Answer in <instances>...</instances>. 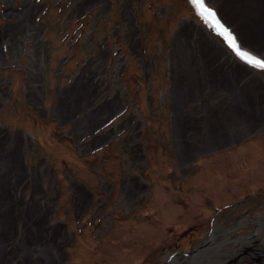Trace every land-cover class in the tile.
<instances>
[{
	"label": "rangeland",
	"instance_id": "obj_1",
	"mask_svg": "<svg viewBox=\"0 0 264 264\" xmlns=\"http://www.w3.org/2000/svg\"><path fill=\"white\" fill-rule=\"evenodd\" d=\"M204 4L0 0V264H264V0Z\"/></svg>",
	"mask_w": 264,
	"mask_h": 264
},
{
	"label": "snow or ice",
	"instance_id": "obj_2",
	"mask_svg": "<svg viewBox=\"0 0 264 264\" xmlns=\"http://www.w3.org/2000/svg\"><path fill=\"white\" fill-rule=\"evenodd\" d=\"M192 2L194 4H196L198 8L201 9L200 14L202 16H204L205 19H207L208 17H212L213 19L215 18L216 14L212 10L208 9L205 6L204 0H192ZM215 26H217L219 29L222 30V32H221L222 35H226L230 39L231 46L235 49L237 54L241 56L242 59H245L249 63H253L259 67L264 68V61H261L257 58H254L246 52L240 51L239 46L235 44V38L231 36V34L228 32V30L226 28H224V26L222 24H220V22L218 20L215 21Z\"/></svg>",
	"mask_w": 264,
	"mask_h": 264
},
{
	"label": "bare ground",
	"instance_id": "obj_3",
	"mask_svg": "<svg viewBox=\"0 0 264 264\" xmlns=\"http://www.w3.org/2000/svg\"><path fill=\"white\" fill-rule=\"evenodd\" d=\"M214 230H219L218 228H214ZM260 231V228L256 229V232ZM211 237V236H210ZM247 240V239H246ZM220 246H214L211 249H199L194 254H191L187 261H183V264H205L203 261L208 259L211 255H216L218 253V249ZM248 253H252V251L248 250ZM168 264H180L177 262V259L173 258L169 261Z\"/></svg>",
	"mask_w": 264,
	"mask_h": 264
},
{
	"label": "water",
	"instance_id": "obj_4",
	"mask_svg": "<svg viewBox=\"0 0 264 264\" xmlns=\"http://www.w3.org/2000/svg\"><path fill=\"white\" fill-rule=\"evenodd\" d=\"M203 246H204V243L198 248V249H201V248H203ZM197 249V250H198ZM197 250H194V251H192V252H190V253H185V255H188V254H193V252H195V251H197Z\"/></svg>",
	"mask_w": 264,
	"mask_h": 264
},
{
	"label": "flooded vegetation",
	"instance_id": "obj_5",
	"mask_svg": "<svg viewBox=\"0 0 264 264\" xmlns=\"http://www.w3.org/2000/svg\"><path fill=\"white\" fill-rule=\"evenodd\" d=\"M212 235V234H211ZM210 235V236H211ZM210 236H209V238H210ZM259 260L258 261H264V256H262V257H260V258H258Z\"/></svg>",
	"mask_w": 264,
	"mask_h": 264
}]
</instances>
